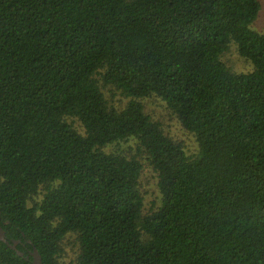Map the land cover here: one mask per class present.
I'll use <instances>...</instances> for the list:
<instances>
[{"label":"trees","instance_id":"trees-1","mask_svg":"<svg viewBox=\"0 0 264 264\" xmlns=\"http://www.w3.org/2000/svg\"><path fill=\"white\" fill-rule=\"evenodd\" d=\"M261 9L0 0V216L24 252L0 240V264H34V247L43 264H264ZM232 47L251 70L226 62ZM153 96L195 154L147 112ZM145 163L157 209L145 210Z\"/></svg>","mask_w":264,"mask_h":264},{"label":"rangeland","instance_id":"rangeland-1","mask_svg":"<svg viewBox=\"0 0 264 264\" xmlns=\"http://www.w3.org/2000/svg\"><path fill=\"white\" fill-rule=\"evenodd\" d=\"M262 9L259 12L258 17L251 25L252 28L263 31L264 30V0H261ZM224 59L226 62L237 72H246L252 69V64L243 58L235 47H232L228 51ZM107 96L114 102L115 105H124L128 98L123 96L120 91L115 88L106 89ZM147 112H149L155 119L162 121L164 128L168 135L172 136L176 141L182 143L185 149L190 154H195L199 145L197 139L193 133L183 127L178 117L173 114L166 103L158 97H146L142 99ZM78 128L84 132L80 124L77 122ZM141 188L145 198V210H151V208L157 209L161 204V193L158 188V176L150 165L145 163L142 175H141ZM70 254L73 253L71 246Z\"/></svg>","mask_w":264,"mask_h":264},{"label":"water","instance_id":"water-1","mask_svg":"<svg viewBox=\"0 0 264 264\" xmlns=\"http://www.w3.org/2000/svg\"><path fill=\"white\" fill-rule=\"evenodd\" d=\"M0 240L7 243L12 249H15L19 255H24V252L19 250L17 247L18 243L20 242L19 240H13L11 242L10 240L7 239L6 231L3 228V226L1 225V216H0ZM31 255H33V257H34V260H33L34 264H43L42 256L36 247H34L33 251L31 252Z\"/></svg>","mask_w":264,"mask_h":264}]
</instances>
